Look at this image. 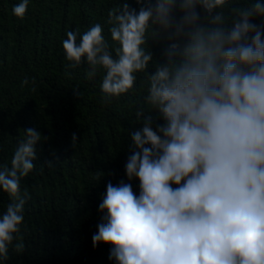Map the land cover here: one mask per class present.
I'll return each mask as SVG.
<instances>
[{
    "label": "trees",
    "instance_id": "trees-1",
    "mask_svg": "<svg viewBox=\"0 0 264 264\" xmlns=\"http://www.w3.org/2000/svg\"><path fill=\"white\" fill-rule=\"evenodd\" d=\"M0 264H264V0H0Z\"/></svg>",
    "mask_w": 264,
    "mask_h": 264
}]
</instances>
